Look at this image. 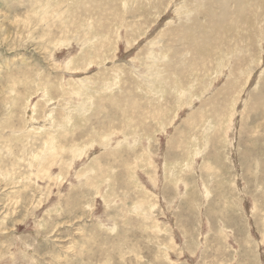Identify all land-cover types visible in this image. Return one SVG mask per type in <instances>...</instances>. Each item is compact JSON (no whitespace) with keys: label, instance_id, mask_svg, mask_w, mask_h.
Instances as JSON below:
<instances>
[{"label":"rangeland","instance_id":"374dc122","mask_svg":"<svg viewBox=\"0 0 264 264\" xmlns=\"http://www.w3.org/2000/svg\"><path fill=\"white\" fill-rule=\"evenodd\" d=\"M0 264H264V0H0Z\"/></svg>","mask_w":264,"mask_h":264},{"label":"bare ground","instance_id":"6f19581e","mask_svg":"<svg viewBox=\"0 0 264 264\" xmlns=\"http://www.w3.org/2000/svg\"><path fill=\"white\" fill-rule=\"evenodd\" d=\"M146 209V208H145Z\"/></svg>","mask_w":264,"mask_h":264}]
</instances>
